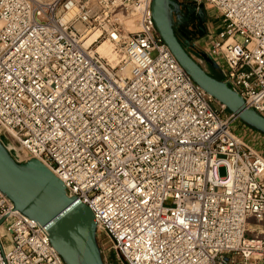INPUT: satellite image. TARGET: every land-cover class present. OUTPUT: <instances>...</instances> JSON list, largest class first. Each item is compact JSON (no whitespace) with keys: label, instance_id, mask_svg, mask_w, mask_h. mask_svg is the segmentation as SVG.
Returning a JSON list of instances; mask_svg holds the SVG:
<instances>
[{"label":"built area","instance_id":"built-area-1","mask_svg":"<svg viewBox=\"0 0 264 264\" xmlns=\"http://www.w3.org/2000/svg\"><path fill=\"white\" fill-rule=\"evenodd\" d=\"M151 1L0 0V137L16 147L0 142L90 209L104 264H264V156L175 61ZM195 1L221 19L198 57L264 118V0ZM0 221V264H64L1 192Z\"/></svg>","mask_w":264,"mask_h":264},{"label":"water","instance_id":"water-1","mask_svg":"<svg viewBox=\"0 0 264 264\" xmlns=\"http://www.w3.org/2000/svg\"><path fill=\"white\" fill-rule=\"evenodd\" d=\"M196 1L152 0L151 17L158 36L192 82L245 126L264 135V118L244 105L242 98L224 81L206 73L190 56L176 31L196 30L193 39L206 33L204 10ZM203 61L215 64L203 53ZM0 192L15 211L45 229L52 248L64 264H104L96 240V225L90 209L72 197L62 182L35 159L16 163L0 142ZM2 221H0V224Z\"/></svg>","mask_w":264,"mask_h":264},{"label":"rangeland","instance_id":"rangeland-1","mask_svg":"<svg viewBox=\"0 0 264 264\" xmlns=\"http://www.w3.org/2000/svg\"><path fill=\"white\" fill-rule=\"evenodd\" d=\"M210 16V15H209ZM208 16H207V14H205V20H206V22L205 23H207V18ZM209 19H210V22H211V25H213V27H218V25L220 24V18L219 17H217L215 14H211V16L209 17ZM206 25V24H205ZM238 41H240V42H242V39L241 38H239L238 37ZM189 54H190V56L200 65V67L206 72V73H208V74H210L211 73V70H210V68H209V66L203 61V59H200V57H198V55L196 54V52H193V51H189ZM155 56V54L153 53L152 54V57H154ZM240 122V121H239ZM241 123V122H240ZM242 124V123H241ZM241 126H238V123H236V124H234L233 125V129H234V131L236 132V134H238V136H240V137H242V139L244 140V141H247V140H249V142L247 143L251 148H253L254 150H256L257 152H259L261 155H263L264 156V146L262 145L259 149H256V148H254L252 145H251V143H252V139H249L246 135H244V133H242L241 131H240V128ZM252 133H257V132H255L254 130H252L251 131ZM0 140L1 141H5L4 143L7 145V144H9L11 147H16V143H13L11 140H10V138H8L7 140H5V139H3V137H2V135H1V137H0ZM254 142V141H253ZM218 175L220 176V177H224V169L223 168H219L218 169ZM7 224H5L4 226H6ZM102 238V237H101ZM2 242H3V244H4V246H8L9 245V241H8V238L7 237H4L3 239H2ZM102 245H105V242H103L102 243ZM103 255L105 256V258L108 260V262H111L112 264H114V261H115V256H111V257H109L108 255H107V253L105 252V253H103Z\"/></svg>","mask_w":264,"mask_h":264},{"label":"crops","instance_id":"crops-1","mask_svg":"<svg viewBox=\"0 0 264 264\" xmlns=\"http://www.w3.org/2000/svg\"><path fill=\"white\" fill-rule=\"evenodd\" d=\"M181 1H191V0H181ZM195 1V0H193ZM204 13L207 14V23L205 25L206 27V33L205 36L203 38H196L192 40V45L195 46V49L197 51V49L203 47L207 41H208V35H210L213 32H217L220 27H221V19H220V24L218 25V27H213V25H211L210 19L209 17L211 16V14H215L217 17H219L212 9L210 8H204ZM210 15V16H209ZM220 18V17H219ZM194 52V51H193ZM209 66V65H208ZM211 73L210 75L214 78H216L217 80H221L223 81L222 75L221 73L217 70V68L215 70H213L210 66H209ZM238 126H241L239 129L242 133H244V135H246L249 139H252V143L251 145L256 148L259 149L262 145L264 146V135L260 134V133H252L251 131L253 129H250L249 127H245L241 124H238ZM256 132V131H255ZM254 141V142H253ZM245 142H249V140L245 141Z\"/></svg>","mask_w":264,"mask_h":264},{"label":"flooded vegetation","instance_id":"flooded-vegetation-1","mask_svg":"<svg viewBox=\"0 0 264 264\" xmlns=\"http://www.w3.org/2000/svg\"><path fill=\"white\" fill-rule=\"evenodd\" d=\"M205 22H206V20H205V13H204V25L206 24ZM185 33H186V35H183L181 32L176 31V35L181 38L182 42L189 44V45H192L193 35H194V33H196V30L193 29L192 27H189L188 29H186ZM187 50L192 51V49H190V48H188Z\"/></svg>","mask_w":264,"mask_h":264},{"label":"bare ground","instance_id":"bare-ground-1","mask_svg":"<svg viewBox=\"0 0 264 264\" xmlns=\"http://www.w3.org/2000/svg\"><path fill=\"white\" fill-rule=\"evenodd\" d=\"M125 25H126L127 29L131 32H134L137 30V27H135L132 23L127 22ZM99 51L105 56H110V49L106 46H102L99 49Z\"/></svg>","mask_w":264,"mask_h":264},{"label":"trees","instance_id":"trees-1","mask_svg":"<svg viewBox=\"0 0 264 264\" xmlns=\"http://www.w3.org/2000/svg\"><path fill=\"white\" fill-rule=\"evenodd\" d=\"M192 51H194V52H196V54H198L199 52L198 51H196V49L195 48H193L192 49ZM187 52L189 53V51L187 50ZM210 75V74H209ZM211 76V75H210ZM216 79V78H215Z\"/></svg>","mask_w":264,"mask_h":264}]
</instances>
